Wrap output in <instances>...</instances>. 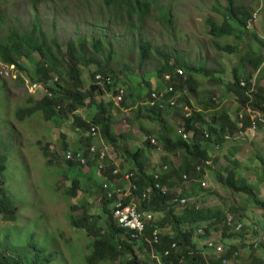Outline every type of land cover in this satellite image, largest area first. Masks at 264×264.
<instances>
[{
    "label": "rangeland",
    "instance_id": "obj_1",
    "mask_svg": "<svg viewBox=\"0 0 264 264\" xmlns=\"http://www.w3.org/2000/svg\"><path fill=\"white\" fill-rule=\"evenodd\" d=\"M233 3L246 8L251 14L261 9V20L256 19L250 27L252 33L264 42V0H233ZM226 5V0H157L151 16L140 25L137 17L130 21L127 9L121 10L122 14L117 16V10L105 7L101 0H0V44L11 30L31 31L37 21L49 40H56L63 45L70 42L75 44L87 89L94 82L92 73L99 69V64L93 59L107 66L112 77L122 76L119 85L131 82L137 92L140 90L136 79L157 78L158 68L167 57L173 63L181 61L191 64L200 74H194L199 84L197 93L189 94L187 91L190 103L195 111H201V102L210 97L215 99L216 107L203 114L206 121L211 123L216 112H228L236 118L239 103L234 95L228 93L227 83L232 81L234 69L239 67L247 53L253 47L261 48L248 32L240 28L236 32L240 37L233 34L215 38L210 35L206 20L212 17L216 23L222 24L225 20L223 9L216 8ZM130 23L136 29H132ZM231 24L235 25L233 22ZM80 40H83L85 48L81 47ZM98 40L102 41L101 53H97L94 47ZM141 41L151 48L142 62ZM225 46H235L236 52H226ZM62 50L65 52L66 47L62 46ZM19 64L20 68L8 67L0 61V162L3 165L6 193L17 210L15 221H7L0 216V251L15 254L16 257L29 256L31 259L35 255L34 249L40 248L45 255L52 256L50 264H87L93 237L87 231L75 227L70 217L82 214L84 208L89 212H100L103 193L96 182L99 180L98 174L88 175L86 172L89 168L84 165H78L82 169L69 170L64 162L61 155L65 151L64 142L72 147L80 136L75 134L79 126L72 117L51 120L45 113L36 112L20 119L19 109L31 102L30 97L37 99L42 88L35 89L32 85L34 82L31 80L35 78L34 64L26 57L21 58ZM244 65L246 71L242 75L259 77L264 86V71L262 74L256 73L250 65ZM131 74L139 76H132L134 79L130 81L124 77ZM140 88L145 93V86L141 85ZM111 96L112 91L104 95L96 91L94 100H108ZM78 111L84 117L91 116L96 113V107L80 105ZM169 112L163 121H152L142 116L141 121L151 131L147 134L137 126V122H129V118L135 116L130 109L121 105L114 108V131L124 136L118 137L121 142L116 149L103 138L100 144L115 157L116 165L123 175L120 180L118 178L117 184H121L125 190L130 181L123 178L128 173L123 174V169L133 167L127 160L126 148H143L148 172L160 174L173 167L171 164L176 169L184 166V157L180 153H169L158 139V132L165 129L166 124L172 125L176 135L181 136L182 119L174 115L172 109ZM189 135L191 139L192 132ZM152 137L156 140L155 143L151 142L155 148L145 147L147 139L151 140ZM171 138L175 139V136ZM47 145L48 151L45 149ZM235 147L238 149L233 155ZM57 153L59 158L55 159ZM209 154L213 165L204 171L205 176L195 178L188 175L189 178L184 181L174 176L172 182L177 186L173 185L170 189L183 195L185 192L193 193V188H196L198 194L189 198L194 206L220 210L229 221L243 218L246 232L237 233L231 238L229 234L232 231L222 224V228L211 227L209 239L225 244L228 250L236 245L239 250L235 253L238 255V264H264V246L259 249L252 247L264 233V209L255 204L249 194L229 188L219 178L226 173L228 166H235L234 160H239L237 172L255 186V193L264 200V130L226 142L222 147L211 144ZM75 178L80 184L76 196L70 189ZM175 209L178 212L184 210L180 205H176ZM165 216L164 213H154L157 221L162 222ZM101 225L106 227L104 222ZM172 226L167 223L163 229L173 232ZM188 227L183 226L184 229ZM194 227L197 232L201 226ZM208 240L199 237L197 243L202 248L201 252L208 258L218 257L206 247ZM139 257L141 261L148 260L150 264H155L149 260L150 257L154 258V253H149L146 248L139 253Z\"/></svg>",
    "mask_w": 264,
    "mask_h": 264
},
{
    "label": "trees",
    "instance_id": "obj_2",
    "mask_svg": "<svg viewBox=\"0 0 264 264\" xmlns=\"http://www.w3.org/2000/svg\"><path fill=\"white\" fill-rule=\"evenodd\" d=\"M101 1L105 7L115 8L117 16L122 14L121 10L127 9L130 21H134L137 17L140 25H143L146 19L151 16L153 5L157 0ZM226 2L227 5L224 8H221V6L216 8L217 10L223 9L225 20L222 24L216 23L212 17L206 20L210 35L215 38L232 36L233 34L236 37H240V34L236 33L237 28H240L248 32L261 45V48L253 47L252 51L247 53L239 67L234 69L232 81L227 83L228 93L234 95L239 103V113L236 118H233L228 112H223V114L216 112L211 123L206 121L203 114L205 111L213 110L216 107L215 99L210 97L206 101L201 102L203 107L201 111H195L190 103L189 94L197 93V86L199 85L194 74H200L199 70L191 64L181 63V61L173 63L167 57L164 64L158 68L157 78L149 77L147 79L140 77L136 79L140 90V92H137L131 82L128 84L122 81L125 85H119L118 82L123 77H112V72L107 66H103L99 60L93 59L99 64V69L92 73L94 82L87 89L84 84L83 69L80 68L79 64L81 59L76 53L75 44L70 42L67 45H63L56 40H49L37 21H35V26L31 31L20 32L19 30H11L9 36L0 44V61L9 67L17 66L20 68L19 62L21 58H28L35 67V78L31 81L40 82V88L43 90H41L37 99L30 97L31 102L25 108L19 109L18 115L20 119H24L26 114L40 112L45 113L46 117L51 120L55 118L69 119L72 117L80 127H76L77 132L75 134L80 135L77 137L76 146L72 145L71 147L68 142H64L63 149L65 151L61 155L68 169L74 171L82 169V167L78 166L81 164L75 160L67 159L66 153L70 150H82L88 157L89 169L86 173L93 176L98 174L99 180L96 182L103 193L100 212H89L84 208L82 214L71 215L70 217V222L75 227L87 231L93 237L90 254L86 258L87 264H100L102 262L112 264H150L148 260L141 261L139 257V253L145 248L149 253H154V258L150 257L149 260H152L155 264H222V258H208L201 252L202 248L197 243L199 237H202L205 241L208 240L211 227L222 228V224H224V228L232 231L229 234L231 238L237 233L246 232L247 228L243 218H232L234 220L231 223L230 219L226 218L220 210L198 208L194 206V203H191V200L188 204L181 206L184 210L178 212L175 209L176 205L171 200V195L175 191L170 189L174 185V182H172L174 176L181 181H184V175H190L195 178L205 176L204 171L212 166L204 169L203 172H198L197 167L211 159L209 154L211 144L222 147L226 142L252 135L255 121L259 126V130H264V123L261 119L253 120L252 118V115L257 111L264 113V86L261 85L259 77L242 75L246 71L244 64L250 65L256 73L262 74L264 71V42L259 40L255 33H252L250 27L251 23H254L256 19L259 18L261 20V9H257L251 14L246 8L235 6L233 0H226ZM231 21L236 27L231 24ZM172 22L170 19L171 24ZM129 26L132 29H136L133 23H130ZM80 44L82 48H85L83 40H80ZM62 46L66 47L65 52L62 50ZM101 46V40L94 44L97 53H101ZM150 50V45L140 42V62L146 59ZM225 51L234 53L236 48L235 46H225ZM35 55H38V58H35ZM177 70H182L183 73L178 74ZM184 72H186V75L183 76ZM98 75H102L103 78L111 77L113 83L99 84L96 79ZM132 76L136 77L139 75L131 74L129 77L128 75L124 77L130 81V79H134ZM166 76H169V79ZM141 85L145 86V93H142ZM120 86L123 87L124 92L122 93V100L116 102L113 97L119 93ZM169 87L173 89L170 90ZM45 88L48 91L45 92ZM96 91L100 95L112 91V96L108 100H94ZM153 92L158 93L157 98L152 97ZM87 99L89 100L86 101ZM172 100L175 101L174 104H171ZM80 105H87L88 107L95 105L96 113L84 117L82 114H78V112H81L78 111ZM120 105L130 109L131 113L135 115L133 118H129V122H137V126L147 134H150L151 131L141 121L142 116L152 121H163V117L169 115L170 109H172L174 115L181 117L185 131L193 132V137L190 140L183 139L181 136L178 137L175 128L169 124H166L165 129L158 132L159 141L169 153H180L184 157V166L180 167V169L173 168L174 165L171 164L173 167L168 171H162L160 174H155L152 171L148 172L144 163L147 156L143 148L125 149L127 160L133 167L128 170L123 169V174L124 172L132 173L130 180L137 187L125 199V204L135 203L138 199L139 201L135 205L140 212L144 214L164 213L166 215L162 222L154 219L151 225L147 227L144 237L138 239H131L124 229L117 226L112 213L111 205L113 200L107 197L102 187L104 181L112 180L115 177L120 180L123 176L121 173L118 175L113 174V170L117 168L116 161L106 156L103 160L104 169L102 170L99 168L101 163L99 153L91 154L89 151L90 146L96 142L95 137L90 132L92 126L97 127L101 136L98 145H101L100 140L103 138L112 144L115 149L119 147V142L121 141L118 137L123 138L124 134L118 135L114 131L113 110ZM189 108L190 115L186 118L187 109ZM249 109L253 111L249 112ZM171 136H175V139L171 138ZM146 144L145 147L155 148L150 139H147ZM48 146L45 147L47 151ZM237 149L235 147L232 150L233 155L236 154ZM54 157L55 159L59 158V154L57 153ZM234 163L235 166H228L225 170L226 173L220 175L221 182L237 192L249 194L254 199L255 204L264 209V200L258 197L257 192L255 193V186L251 185L247 178L237 172L240 167V161L234 160ZM2 171L3 165L0 162V216L7 221H15L17 210L11 197L6 193V187L4 186L6 182L3 179ZM149 188H152L150 198L143 199V192ZM163 188L167 189L166 193L162 191ZM70 189L72 194L76 196L78 190H80L77 178L73 180V185ZM195 191L196 188H193V193L185 192L182 197L189 199L194 194H198ZM101 222H104L106 227L102 226ZM167 223L173 225V232L164 231L163 228L167 226ZM204 224L208 225L205 226ZM240 224L242 228L238 231L237 226ZM184 225L190 227L184 229ZM197 225L201 227L196 232L194 226ZM156 228L160 230L161 242L158 245H152L147 242L146 238L152 237ZM263 237L264 233L260 235L252 247L259 249L264 246ZM174 243L177 244L176 248H172ZM206 247L208 248V246ZM230 248L228 250L226 247V257L230 258V260H235L236 264H238V255H235L239 251L238 247L232 245ZM34 250L35 255L31 259L29 256L25 258L16 257L15 254L0 251V264L51 263L52 256L45 255L44 250L40 248H35ZM167 250H171L168 256L165 254ZM214 255L217 256L216 254Z\"/></svg>",
    "mask_w": 264,
    "mask_h": 264
},
{
    "label": "built area",
    "instance_id": "obj_3",
    "mask_svg": "<svg viewBox=\"0 0 264 264\" xmlns=\"http://www.w3.org/2000/svg\"><path fill=\"white\" fill-rule=\"evenodd\" d=\"M254 17H256V15H254ZM177 73L182 74L183 72L182 70H177ZM166 78L169 79V76H166ZM96 79L98 80L97 82L102 85H105L106 83L107 84L113 83V80L111 79V77L103 78L102 75H98ZM32 85L35 89L41 87V84L37 82H34ZM243 85H245V83H243ZM169 89L172 90L173 88L169 87ZM44 91L46 92L48 90L45 88ZM123 92H124L123 88L119 89V93L114 97V100L116 102H119L122 100ZM49 94H51V92H49ZM152 97L157 98L158 93L153 92ZM174 103L175 101L172 100L171 104H174ZM252 111H253L252 109H249V112H252ZM189 115H190V108L187 109L186 118H188ZM252 118L253 120L260 118L261 121L264 123V113L262 111H257L255 114L252 115ZM182 128H183L182 131L180 130V134L182 138L186 140L190 139L188 137L190 136L189 133L192 131L186 132L185 127L183 126ZM257 130H259V126L257 122L255 121L253 124V134ZM90 132L95 137L96 142L90 146L89 151L91 154L99 153L100 159H101L99 168L103 170L104 169L103 160L106 158V156H108L112 160H115V157H113L109 153V150L106 147L103 148L101 145H98L97 141L100 138V134H99L97 127L92 126L90 129ZM192 136H193V132H192ZM151 142L153 143L156 142L154 137L151 138ZM66 157L67 159L75 160L79 162L81 165L88 167V157L82 150L67 151ZM212 164L213 162H211L210 160H207L205 161L203 165H199L197 167V170L198 172H203L204 169L211 167ZM120 173H121V169L117 166V168L113 170V174L118 175ZM131 176H132V173H125L123 177L125 180L130 181L129 187L127 190H125V188L117 184V180H118L117 177L113 178L112 180L104 181L102 184V187L105 190L107 197L113 200L112 205H111L112 213H113L114 221L116 222L117 226L124 229L129 234L131 239H138L140 237H144L147 227L150 226L152 221L154 220V214L153 213L144 214L140 212L137 206L135 205V203L125 204L124 201L126 197L130 196L132 194V191L137 189L136 185L132 183V181L130 180ZM188 178H189L188 175L184 176V179H188ZM162 191L166 193L167 189L163 188ZM151 192H152V188H149L146 191H144L142 194L143 199H149L151 196ZM171 200L174 205H180V206H184L190 202V199L186 197H182L181 194H178L176 192L173 195H171ZM241 228H242L241 224L237 226L238 231H240ZM200 232H202V230H200ZM146 240L152 245L160 244L161 242L160 230L156 228L153 231L152 237H147ZM262 242H264V237L262 238ZM207 246L210 251L214 252V254L222 258V264H236L235 260L233 261V260H230V258L226 257V247L224 244L218 243L213 240L211 241L209 240L207 242ZM176 247H177V244L174 243L172 248H176ZM170 252L171 250H167L165 253L166 256L170 255ZM155 257L159 259L157 255H155Z\"/></svg>",
    "mask_w": 264,
    "mask_h": 264
},
{
    "label": "crops",
    "instance_id": "obj_4",
    "mask_svg": "<svg viewBox=\"0 0 264 264\" xmlns=\"http://www.w3.org/2000/svg\"><path fill=\"white\" fill-rule=\"evenodd\" d=\"M73 145H75V146H76V141H74V142H73ZM116 164H117V162H116Z\"/></svg>",
    "mask_w": 264,
    "mask_h": 264
},
{
    "label": "clouds",
    "instance_id": "obj_5",
    "mask_svg": "<svg viewBox=\"0 0 264 264\" xmlns=\"http://www.w3.org/2000/svg\"><path fill=\"white\" fill-rule=\"evenodd\" d=\"M7 66V65H6ZM9 67V66H8ZM32 82V81H31Z\"/></svg>",
    "mask_w": 264,
    "mask_h": 264
}]
</instances>
